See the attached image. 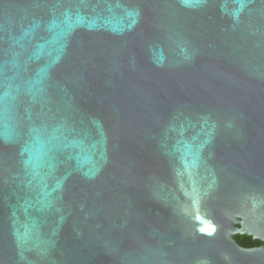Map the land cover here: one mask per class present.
<instances>
[{
    "label": "water",
    "instance_id": "water-1",
    "mask_svg": "<svg viewBox=\"0 0 264 264\" xmlns=\"http://www.w3.org/2000/svg\"><path fill=\"white\" fill-rule=\"evenodd\" d=\"M263 244L264 0H0V264Z\"/></svg>",
    "mask_w": 264,
    "mask_h": 264
},
{
    "label": "trees",
    "instance_id": "trees-1",
    "mask_svg": "<svg viewBox=\"0 0 264 264\" xmlns=\"http://www.w3.org/2000/svg\"><path fill=\"white\" fill-rule=\"evenodd\" d=\"M234 239L238 242L240 246L245 248H253L262 245L260 241H254L251 237L246 235H237Z\"/></svg>",
    "mask_w": 264,
    "mask_h": 264
}]
</instances>
